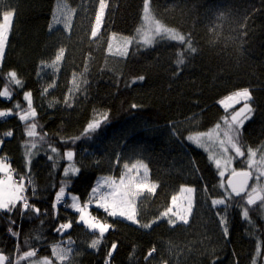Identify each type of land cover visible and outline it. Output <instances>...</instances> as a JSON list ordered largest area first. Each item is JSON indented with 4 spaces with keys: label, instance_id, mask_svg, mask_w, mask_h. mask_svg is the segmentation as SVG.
I'll use <instances>...</instances> for the list:
<instances>
[{
    "label": "trees",
    "instance_id": "obj_1",
    "mask_svg": "<svg viewBox=\"0 0 264 264\" xmlns=\"http://www.w3.org/2000/svg\"><path fill=\"white\" fill-rule=\"evenodd\" d=\"M106 5L102 27L92 39L98 0H0V22L4 12H13L0 62V90L8 84L11 70L23 83L8 84L10 100L0 97V110H13V115L0 118V158L10 162L16 179L25 177L24 195L40 209L39 215L31 210L21 213L18 203L11 213L0 211V252L15 264L23 252L36 249L35 257L20 264L45 257L59 264L52 246L60 244L73 250L63 264H105L116 244L108 264H252L258 243L264 244V201L247 206V219L241 197L213 207L212 199L223 198L225 188L208 153L187 138L224 124L222 118L243 103L225 112L218 102L248 88L254 111L239 129L245 155L238 161L244 163L249 148L257 157L264 154V0H151L152 15L190 37L196 52L162 39L150 47L133 42L126 57L108 53L109 38L134 36L143 0H106ZM67 10L69 29L54 21V16L63 21ZM61 48L65 52L58 70L48 67ZM180 52L185 62L177 65ZM141 75L142 82L131 84ZM25 92H31L37 112L36 138L26 135V123L16 114L17 103L27 108ZM132 104L139 107L133 109ZM104 112L109 114L107 121L83 135L87 124ZM7 131L13 135L5 136ZM33 139L36 147L28 163ZM68 149L74 150L73 163L80 172L71 177L66 191L81 204L89 200L96 180L119 179L125 163L142 161L150 183L157 185L155 192L146 190L136 199L139 224L90 208L92 215L113 225L97 249L89 245L98 233L79 224L71 207H52L66 179L63 170L69 162L63 155ZM50 155L54 159H48ZM182 186L195 189L188 224L173 227L161 218L150 228L140 226L169 207ZM69 221L72 227L63 235L55 231ZM10 227L19 235H12Z\"/></svg>",
    "mask_w": 264,
    "mask_h": 264
},
{
    "label": "snow or ice",
    "instance_id": "obj_2",
    "mask_svg": "<svg viewBox=\"0 0 264 264\" xmlns=\"http://www.w3.org/2000/svg\"><path fill=\"white\" fill-rule=\"evenodd\" d=\"M99 8L96 13L94 26L91 30V38L95 39L98 36V33L102 27L103 17L105 13L106 0H98ZM151 0H143V20L144 25L137 29V37L129 38L124 37L123 42L115 46L112 41H109L107 51L112 55H119L121 57H126L128 53V46L133 42V39L136 40L138 44L143 46H152L157 37L163 39H168L171 41H176L180 45H185L187 50L191 53L196 52V48L193 47L191 38L186 37L181 34L176 29L167 27L159 20H157L151 13L150 10ZM64 9H67V6H64ZM58 12L62 11L58 6ZM64 20H57L54 16V21L57 23L63 22L65 29L70 28V10L64 11ZM13 17L12 11H6L3 13V22H0V62L3 61L5 48L8 42V36L10 33V24ZM116 38V34H113V40ZM65 50L63 48L59 49L55 59L51 64L47 65L58 70V64L64 57ZM179 58L177 59V65L184 64V55L183 52H180ZM6 79L8 84H14L18 87H23L22 80L18 78L15 70H11L7 73ZM145 79L144 76H138L132 79L131 84H135L138 81L142 82ZM8 84L5 85L3 90H0V97L5 99H11L12 92ZM130 86V85H129ZM78 87V86H77ZM47 92V89H45ZM32 94L31 92L24 93V100L27 101V108L21 109L20 104H16V109L19 111L16 113L19 116L21 121L26 123V135L30 138H36L38 136L37 127L38 124L35 121L37 116L36 109L32 105ZM252 100L251 91L248 88L237 90L232 93L224 100L219 101L223 106L225 112L235 106V104H240L243 101V106L236 110L235 112L230 113V115L223 117L225 128L223 129V135H220L221 125H215L214 130L204 133H196L195 135H190L187 139L195 144L197 147H204L207 151L208 148L205 145V138H207L212 143L219 144V154H210L209 160L213 162L216 169L218 170V175L221 178V187L225 188V195L220 199H212L211 204L213 207L218 205H226L229 200H232L234 197H241L244 199L246 207L243 211V216L245 219L248 218L249 210L247 206L254 205L257 200L264 201V183L260 182V178L264 177V155L260 157V161L257 162L255 157L257 155L256 151L249 148L248 149V158H247V169L248 170H236L231 168L229 173V178L224 182L225 174L229 172V168L233 162L234 157L229 155V150L235 153V157H244L245 153L242 151L239 144V129L242 128L245 120L250 119L251 114L254 109L249 103ZM133 109L139 107L137 104H132ZM13 115V110H0V118L8 117ZM108 113L104 112L97 114V116L91 120L87 127L84 129L83 135H88L89 133H94L97 129L100 128L101 124L107 121ZM31 123H27L28 121ZM5 136L11 137L13 135L12 131H7L4 133ZM47 133H44L46 136ZM44 136H40V139L43 140ZM79 139V137L73 138V140ZM3 141L0 140V144ZM36 147L35 140L30 145V148L27 152L28 163H30L31 156L33 155L31 149ZM51 152L59 155V150L55 147H51ZM75 157V152L72 149H68L64 152L63 158L66 159L69 163L63 170V175L66 178L61 182L59 191L56 193L55 202L52 207L56 210L57 205L64 203L66 207H71L75 212L79 213L78 221L83 223L91 232L98 233V236L93 238L89 247L92 249H97L98 245L101 243L102 238L105 233L113 227L112 224L104 222L92 215L89 211V206L95 204L96 208L102 209L107 216L115 218H123L130 221L133 224H139L137 220V209H136V198L141 194L142 190L146 188L148 192H155L157 187L156 184L148 183V168L147 165L142 161L138 160L135 163L129 165L125 163L123 165L126 172L122 173L119 179L115 177H105L102 180L97 182L96 187L92 188L91 196L87 202L83 205L80 203L79 198L75 195H71V204H68L65 200L66 196V186L71 182V177L75 176L80 172V168L76 167L73 163ZM48 159H54L53 156H49ZM119 162V161H118ZM259 163L260 166H256ZM257 173L256 180L257 184L254 185L251 190H249V180L253 177V168ZM140 169H143V175L139 176ZM0 173L3 174V178H0V211L11 213L16 207L17 204H21V213L31 210L32 212L39 215L40 209L34 205H30L28 198L24 195L25 192V177L21 176L19 183L13 180V171L11 170L10 162L6 158H0ZM139 176V178H137ZM28 183L31 184L32 181L29 179ZM105 189V190H101ZM195 189L193 187H181V192L186 193L185 199L187 200L186 205H177V197L173 196L171 205L162 211L159 216L154 219L151 223H146L140 225L144 228H150L153 223H156L161 218H166L168 224L175 227V225L180 222L183 224H188V216L191 211V196L194 193ZM246 194V197H245ZM13 223H15L13 221ZM221 223H225L224 219H221ZM72 227V222L61 223L55 229L56 232L61 235L64 232L68 231ZM10 233L14 236H18L19 233L14 232L10 227L8 229ZM227 228L225 227L224 233L227 235ZM67 244H72L73 241L69 238L66 242ZM259 247V246H258ZM116 249V244H112L111 249L107 253L108 259L111 258L113 251ZM153 248L148 255L151 256L155 252ZM17 251H19V245H17ZM71 247H62L60 244H55L52 246V255L55 257L56 261L59 264H63L72 253ZM36 249H30L26 252H23L15 261V264H20V260H27L29 258L36 256ZM108 259L105 260V264H108ZM0 264H11L10 258L5 255L3 252H0ZM30 264H53L52 260L45 257L39 260H32Z\"/></svg>",
    "mask_w": 264,
    "mask_h": 264
},
{
    "label": "rangeland",
    "instance_id": "obj_3",
    "mask_svg": "<svg viewBox=\"0 0 264 264\" xmlns=\"http://www.w3.org/2000/svg\"><path fill=\"white\" fill-rule=\"evenodd\" d=\"M143 13V12H142ZM1 22H3V16H2V20H1ZM11 22H12V19H11ZM144 25V20H143V14H142V19H141V24L139 25V27H138V29L139 28H141L142 26ZM10 26H11V24H10ZM94 26V25H93ZM135 37H137V30H136V32H135V34H134V36L133 37H129V38H135ZM123 36H118V35H116V38L113 40V35H111L110 36V38H109V41H112V43H113V45H114V51H115V46L117 45V44H119V43H122L123 42ZM163 38H161V37H157L156 38V40H155V42H157V41H159V40H162ZM165 40H168V39H165ZM133 42L134 43H136V44H138L137 42H136V40L135 39H133ZM132 42V43H133ZM154 42V43H155ZM174 42H176V41H174ZM109 43V42H108ZM153 43V44H154ZM178 43V42H177ZM138 45H140L141 47H146V46H143L142 44H138ZM185 47H186V44L184 45ZM148 47H150V46H148ZM107 48H108V46H107ZM128 50H129V46H128ZM117 56H119V55H117ZM235 92V91H234ZM231 95V94H230ZM228 97V96H227ZM226 98V97H225ZM225 98H223L222 100H224ZM221 101V100H220ZM241 103H243V101L241 102ZM218 104L220 105V107L221 108H223V106L218 102ZM235 105H237V104H235ZM243 106V104L240 106V108ZM239 108V109H240ZM224 109V108H223ZM225 111V110H224ZM226 126H225V124H222L221 125V129H220V135L222 136L223 135V129L225 128ZM215 128H213L212 130H214ZM191 142V141H190ZM204 142H205V145H206V147L208 148V150L206 151L205 150V148L204 147H200V148H202L203 150H205L208 154L207 155H210V154H213V153H215V154H219V144L218 143H212L211 141H209L207 138H205V140H204ZM229 155H231L232 157H234V159H233V162H232V164H231V166H230V168H229V172L228 173H226L225 174V177H224V179H226L227 180V178L229 177V173H230V171H231V168H235L236 170H248L247 169V158H248V153L246 154V156H245V159L243 160L244 161V163L243 164H241L239 161H238V159L240 158V157H235V153L234 152H232L231 150H229ZM264 155V154H263ZM261 157V156H260ZM260 157H257V155H256V157H255V160L257 161V162H259L260 161ZM256 166H260L259 165V163L256 165ZM256 166H254V168H253V177H252V179L251 180H249V184H248V186H249V190H251V188L254 186V185H256L257 184V180H256V175H257V173H256V171H255V167ZM216 168V167H215ZM218 171V170H217ZM124 172H126V169H124V171H123V173ZM0 175H3L2 173H0ZM143 175V169H140V172H139V176H142ZM139 176H137V178H139ZM18 179V180H17ZM15 178V177H13V180L14 181H16L17 183H19V180H20V178ZM100 180H102V179H98V180H96L97 182L98 181H100ZM97 182H96V184H95V187H96V185H97ZM260 182L261 183H264V177H261L260 178ZM148 183L149 184H151L150 183V181H149V175H148ZM24 184H25V188H26V179H25V181H24ZM103 190H105V189H102V191ZM144 191H146V188L144 189V190H142V192H141V194L144 192ZM140 194V195H141ZM71 195H74V193L73 194H71V193H67V191H66V196H65V199H69L70 200V203L69 204H71ZM139 195V196H140ZM186 193H182L181 192V189H180V191H179V193L176 195V197H177V205L178 206H180V205H186L187 204V200L185 199V197H186ZM138 196V197H139ZM245 196H246V194H245ZM137 197V198H138ZM136 198V199H137ZM172 201V200H171ZM193 201H194V193H192V196H191V210H192V206H193ZM257 201H259V199L257 200ZM83 205V204H82ZM170 205H171V203H170ZM91 207H95V204L93 203V204H91L90 206H89V211H90V208ZM96 208V207H95ZM97 209H99V208H97ZM102 210V209H101ZM75 212V211H74ZM75 213H77V212H75ZM190 213H191V211H190ZM78 214V217H79V213H77ZM189 216H190V214H189ZM189 216H188V219H189ZM120 219H122V220H125V219H123V218H120ZM125 221H127V222H129V223H131L130 221H128V220H125ZM79 224H81V225H83V223H81V222H78ZM178 223H180V222H178ZM133 224V223H132ZM84 226V225H83ZM86 229H87V227L86 226H84ZM89 232H91L89 229H87ZM91 233H93V232H91ZM106 234V233H105ZM259 246V247H258ZM257 260H259V262H260V264H264V244L263 243H261V242H259L258 243V245H257V251H256V255H255V259L253 260V262H252V264H257ZM28 264H30V262H28Z\"/></svg>",
    "mask_w": 264,
    "mask_h": 264
},
{
    "label": "built area",
    "instance_id": "obj_4",
    "mask_svg": "<svg viewBox=\"0 0 264 264\" xmlns=\"http://www.w3.org/2000/svg\"><path fill=\"white\" fill-rule=\"evenodd\" d=\"M3 119H6V117H4ZM12 171H13V170H12ZM14 174H15V173H14V171H13V177L15 176Z\"/></svg>",
    "mask_w": 264,
    "mask_h": 264
},
{
    "label": "water",
    "instance_id": "obj_5",
    "mask_svg": "<svg viewBox=\"0 0 264 264\" xmlns=\"http://www.w3.org/2000/svg\"><path fill=\"white\" fill-rule=\"evenodd\" d=\"M229 178V177H228ZM228 178H227V180H228ZM227 180H226V182H227Z\"/></svg>",
    "mask_w": 264,
    "mask_h": 264
}]
</instances>
